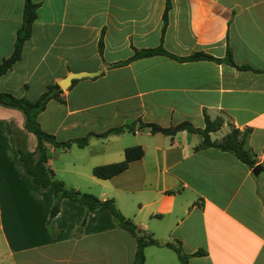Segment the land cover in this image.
Wrapping results in <instances>:
<instances>
[{"label":"crops","instance_id":"0c3cea01","mask_svg":"<svg viewBox=\"0 0 264 264\" xmlns=\"http://www.w3.org/2000/svg\"><path fill=\"white\" fill-rule=\"evenodd\" d=\"M30 34L20 56L0 74V91L34 99L69 71H97L71 78L60 100L50 98L36 119L64 140L127 124L131 129L89 136L67 147L46 144V165L64 185L112 198L137 229L160 242L179 241L188 264H264V0H31ZM23 0H0V59L13 47ZM101 34V50L97 41ZM160 45L184 56L202 51L212 59L178 60L166 54L128 59L133 49ZM221 115L220 138L231 127L249 128L246 145L260 164L256 173L232 153L195 148L201 136L185 129L151 132L187 120L202 127L203 114ZM11 124L25 131L20 108L0 103V264H131L135 237L107 209L87 212L62 197L48 217L52 189L36 187L23 171ZM142 155L106 178L95 164L119 160L123 147ZM254 163V164H255ZM84 218L82 224L81 220ZM51 229H48V225ZM142 264H179L165 245L143 246Z\"/></svg>","mask_w":264,"mask_h":264},{"label":"trees","instance_id":"16d2710c","mask_svg":"<svg viewBox=\"0 0 264 264\" xmlns=\"http://www.w3.org/2000/svg\"><path fill=\"white\" fill-rule=\"evenodd\" d=\"M36 3L31 0H23L22 11H21V21L20 25L15 30V36L13 40V47L11 52L0 59V74L5 72L11 64L19 58L21 45L23 41L30 34L31 22L35 16ZM168 7V0H165L164 7L161 14V32L164 29L166 22V10ZM98 51L101 50V34L97 41ZM151 54H166L168 56L174 57L178 60H191V59H212L215 61H224L230 65L235 66L239 69L250 68L246 64H236L230 57V53L226 50L223 57H214L210 54L204 53L202 51H194L184 56L173 55L166 50H164L160 45L151 48H139L133 49L132 54L128 59L117 61V63L124 62L131 58L151 55ZM59 88L57 83H49L46 87L36 96L34 99H28L24 96H17L7 91H0V103L12 105L18 107L22 110L24 115V125L25 131H31L35 136V146L33 150H28L24 144V131L18 129L13 124H11L12 135L15 142V147L17 151L18 161L25 172L29 176L32 183L38 188H46L48 186L52 189L53 203L48 210V217L53 216L58 210V203L60 198L68 197L76 200L77 202L83 204L87 212H93L101 209H107L112 215L114 221L118 226L126 229L130 234L135 237L136 246L133 254V259L131 264H142L143 261V246L147 244L155 245H165L176 253L179 264H188L187 257L189 255H198L204 253L203 249H196L190 253L182 252L180 249L179 241L166 240L163 242L158 241L150 235H145L140 232L137 227L132 223V221L122 215L118 208L115 206L112 198L100 199L96 195L86 191H80L73 187L64 185V183L55 178L51 169L46 165V144H51L58 147H67L72 142L77 146H83L87 143L89 136H105L110 132H120L124 129H131V126L127 124L117 125L109 127L100 132L89 131L86 134L74 138L60 140L55 138V136L45 130H43L37 119V113L43 109L46 101L50 98L60 100ZM222 116L217 115L213 118H209L205 113L203 114V126L196 127L193 126L187 120H181L174 124L161 126L154 122L141 121L138 119L140 126L148 127L151 132H160L162 134L172 135L177 130L185 129L190 132H197L200 134L201 139L195 148H201L205 146H213L220 150H225L232 153L237 159L245 163L247 166L251 167L255 163L254 153L246 145V137L249 128L244 130H239L236 127H231L227 132H225L218 139H211L209 137V132L214 131L219 128L222 123ZM142 155V147L139 144L127 145L123 147V157L116 161L95 164L91 167L92 175L99 178L109 177L124 168H126L128 162ZM84 218L81 220L82 224ZM48 225V229L51 227Z\"/></svg>","mask_w":264,"mask_h":264},{"label":"water","instance_id":"95a60500","mask_svg":"<svg viewBox=\"0 0 264 264\" xmlns=\"http://www.w3.org/2000/svg\"><path fill=\"white\" fill-rule=\"evenodd\" d=\"M97 73V71H85V70H80V71H69L66 75H64L59 81H58V85L61 88L66 87L69 83L71 78L74 77H79V76H83V75H88L91 76L93 74ZM260 169V164L255 163L252 165L251 167V172L252 173H256L258 170Z\"/></svg>","mask_w":264,"mask_h":264}]
</instances>
